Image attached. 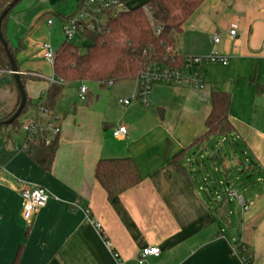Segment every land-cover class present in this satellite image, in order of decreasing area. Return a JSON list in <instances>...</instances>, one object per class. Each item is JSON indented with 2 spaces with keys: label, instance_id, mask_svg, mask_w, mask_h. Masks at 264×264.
<instances>
[{
  "label": "crops",
  "instance_id": "0c3cea01",
  "mask_svg": "<svg viewBox=\"0 0 264 264\" xmlns=\"http://www.w3.org/2000/svg\"><path fill=\"white\" fill-rule=\"evenodd\" d=\"M83 1L21 0L4 23L25 77V118L35 116L34 106L56 80L42 46L60 48L62 23ZM103 1H116L121 11L148 0ZM182 29L180 57L227 59L200 67L204 97L188 83L158 84L147 105H123L119 100L137 92L135 80L106 88L91 83L94 92L84 84V100L82 84H69L54 109L60 133L47 171L15 149L24 135L7 141L0 132V264H116L112 253L121 264H138L147 247L160 253L143 264H243L232 247L250 255L247 264H264V0H205ZM1 79L0 119H7L20 98L11 75ZM212 93L229 95L232 130L204 136ZM120 126L127 135L113 137ZM204 156L215 175L211 187L197 180V171H206ZM124 157L134 161L141 182L108 200L95 166ZM31 186L45 188L50 199L28 223L19 195Z\"/></svg>",
  "mask_w": 264,
  "mask_h": 264
},
{
  "label": "trees",
  "instance_id": "16d2710c",
  "mask_svg": "<svg viewBox=\"0 0 264 264\" xmlns=\"http://www.w3.org/2000/svg\"><path fill=\"white\" fill-rule=\"evenodd\" d=\"M10 1L0 0V13ZM204 1L148 0L145 5L118 12L116 6L106 7L102 12L106 16L105 23L94 30L82 33L89 42L83 51L72 42L63 43L56 51L52 66L56 80L48 88L45 109L54 111L64 88L69 84L95 83L101 88H106L109 82L114 85L136 81L141 71L152 63L179 65L182 57L175 49L182 34V27ZM145 8L149 9L150 15ZM10 12L1 26L5 40L4 23ZM157 27L161 29L158 35L155 33ZM9 49L15 60L13 50L10 47ZM0 69L10 71V64L1 43ZM23 77L20 75L22 85L25 78ZM209 103L210 112L204 122L206 128L204 136L231 131L228 120L229 95L212 93ZM26 108L27 99L21 115L26 112ZM2 120L4 119H0ZM8 126L12 128L13 133L18 134L21 131V122L18 119ZM48 136L49 134H44L38 140L25 142L23 149L44 171L50 169L58 145L57 135L47 144ZM10 137L11 133L8 132L6 140L8 141ZM94 177L105 191L108 200L141 182L136 165L130 157L100 159L95 166Z\"/></svg>",
  "mask_w": 264,
  "mask_h": 264
},
{
  "label": "built area",
  "instance_id": "2783aa9c",
  "mask_svg": "<svg viewBox=\"0 0 264 264\" xmlns=\"http://www.w3.org/2000/svg\"><path fill=\"white\" fill-rule=\"evenodd\" d=\"M109 6H117L116 1L105 3L103 0H84L77 12L71 17L67 18L62 23V33L64 36V43H71L77 35H82L86 30H94L97 25L96 16L102 14L103 10ZM118 12V10H116ZM147 14L150 15L149 9ZM49 24L51 21L48 22ZM160 27L155 29V33H160ZM236 35L235 30H229L228 36L233 38ZM212 42L218 44L220 42V34L216 33ZM43 59L51 67L53 66L56 51L49 43H44L42 46ZM204 64H227V59L218 57L215 53H211L207 56H186L182 57L181 63L176 66L164 65L158 63H152L147 65L139 74L136 79L137 92L131 97V99L119 100L120 104L128 105L131 100H135L142 105H147L148 96L154 85H182L185 83L200 93V96L204 97V84L199 69ZM4 75H11V71H4L0 69V79ZM55 83V79H51L50 85ZM108 87L112 86V83L107 84ZM87 87L82 84L79 89L78 98L80 100L85 99L87 94ZM47 95V94H46ZM46 95L42 97L37 103L35 108L36 114L33 118H25L21 122V132L24 135V142L21 147L16 146L17 151H23L25 148V142L38 140L44 134H49L46 139L48 144L52 137L59 135L60 133V115L55 111L45 109L44 103ZM115 138H124L127 135V129L124 126L117 127L112 133ZM20 208L22 218L30 223L36 213L45 207L50 194L45 188L40 186L26 187L20 190ZM246 210V207H243ZM98 228L99 226L96 225ZM160 253L158 247L144 248L139 257L138 264H143L148 257H157ZM232 255L240 257L243 264H247L250 258L248 256L240 255V248L232 247ZM116 264H121L117 253H112Z\"/></svg>",
  "mask_w": 264,
  "mask_h": 264
},
{
  "label": "water",
  "instance_id": "95a60500",
  "mask_svg": "<svg viewBox=\"0 0 264 264\" xmlns=\"http://www.w3.org/2000/svg\"><path fill=\"white\" fill-rule=\"evenodd\" d=\"M21 0H11L1 11L0 13V43L3 47L4 52L6 53V56L8 58L9 64H10V71L13 78V81L16 85V88L19 93V105L16 109V111L7 119H4L0 121V127L8 126L12 124L16 119H18L26 105V93L24 90V87L20 80V72L18 71V68L16 66L15 60L12 56V53L8 47V44L6 40L4 39L2 32H1V26L4 18L7 16V14L20 2ZM5 83V79L0 80V84L3 85Z\"/></svg>",
  "mask_w": 264,
  "mask_h": 264
},
{
  "label": "rangeland",
  "instance_id": "374dc122",
  "mask_svg": "<svg viewBox=\"0 0 264 264\" xmlns=\"http://www.w3.org/2000/svg\"><path fill=\"white\" fill-rule=\"evenodd\" d=\"M147 9L145 8V11ZM98 26H102L105 21H106V16L104 15H99L98 16ZM73 44H75L76 46H78L80 48L81 51L84 50L85 46H87L89 44V42L87 41L86 38H84L82 35H77L74 40L72 41ZM89 88L91 89L92 92H94V88H92L91 83H88ZM110 88H108L107 91H109ZM25 116H27V112H24L19 118L18 121L22 122L23 119H25ZM0 132L2 134H4L6 136V134L8 132L11 133V137H14L15 139L22 141L23 140V133L21 131H19V133H13L12 128L10 126H3L0 127ZM227 146V144H226ZM204 167L206 168V171L202 170V171H197V180L200 184L207 186V187H211V182H213L215 175L213 173V169L211 167V165L207 162L205 156H204Z\"/></svg>",
  "mask_w": 264,
  "mask_h": 264
}]
</instances>
